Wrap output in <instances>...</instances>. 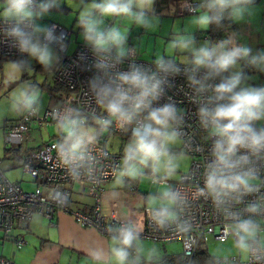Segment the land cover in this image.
<instances>
[{
    "label": "clouds",
    "instance_id": "1",
    "mask_svg": "<svg viewBox=\"0 0 264 264\" xmlns=\"http://www.w3.org/2000/svg\"><path fill=\"white\" fill-rule=\"evenodd\" d=\"M155 4L156 0H79L77 5V26L83 29V40L95 57L92 67L97 74L89 80V90L104 113L95 116L94 124L100 132H107L115 124L130 133L115 182L122 184L125 177L140 179L147 173L167 178L179 170L183 154L174 153L173 148L182 141L184 109L170 96L168 102L160 101L166 88L174 87L172 78L183 76L191 90L188 102L197 105L200 127L212 142L198 194L210 198L230 221L229 231L238 252L254 264H264V227L253 218L264 213V177L259 171L264 162V84L252 83L256 77L249 74H264V49L254 51L240 43L237 32L215 41L205 39L199 45L191 33H177L164 53L149 61L152 67L142 66L132 58L134 49L128 47L129 29L102 25L107 19L119 18L154 30L160 19ZM60 6L61 0H0L3 34L15 42L20 53L45 69L60 63V53L68 47L67 34L57 35L54 25L42 26L38 21ZM177 7L191 12V24L205 32L212 25L220 26L223 20H251L260 10L257 0H177L172 11ZM126 60H130L128 67L122 70L120 66ZM27 64L24 60L10 62L21 75ZM11 99L13 111H39L40 92L31 85L15 90ZM53 117L63 137L57 147L61 165L70 175L78 174L75 169L90 171L93 157L89 146L98 137L88 118L75 108L62 114L54 112ZM248 196H256L257 202L231 211L232 205L243 204ZM179 200L180 194L171 187L149 197L150 203L159 204L154 215L157 224L163 226L175 217L173 208ZM109 231L117 233L110 249L115 264H140L144 249L136 226L121 225ZM134 247L137 255L130 259ZM154 254V248L149 250L147 259ZM94 258L100 259V254Z\"/></svg>",
    "mask_w": 264,
    "mask_h": 264
},
{
    "label": "built area",
    "instance_id": "2",
    "mask_svg": "<svg viewBox=\"0 0 264 264\" xmlns=\"http://www.w3.org/2000/svg\"><path fill=\"white\" fill-rule=\"evenodd\" d=\"M175 4L177 0H174ZM191 3V0H190ZM177 14L191 13L188 11L175 10ZM55 26L56 34L60 32L69 36V30L58 23L51 22L48 26ZM4 25L0 23V59L2 57L23 56L15 46L11 38L3 34ZM232 32H227L226 36ZM68 39L65 41L67 43ZM129 48L134 49L132 45ZM83 57V59H81ZM142 66L152 65L149 61L139 58L135 52L133 57ZM95 57L91 48L85 43H78L71 53L61 52V61L55 64L52 80L68 89L62 99L53 108H46L42 114L37 112H23L18 120L7 128L5 141L21 143L23 134L29 131L34 122L39 128L46 127L50 123H56L53 113L62 114L69 108L79 109L88 118L89 126L97 132V142L89 146V152L93 157L90 171L84 168L75 169L70 175L64 168L57 156V147L63 138L45 141L38 147L30 148L22 153L20 165L24 173L32 178L34 188L25 190L20 182L8 179L0 167V238L9 237L15 226H25L35 213L42 214L51 220L57 211L69 213L75 221L85 227H91L106 237H113L115 229L121 225L134 224L140 233L141 240L157 242L176 241L182 245V253L185 264H193L195 253L199 245L213 238L218 241H226L229 238L235 240L229 231L230 221L225 214L213 205L211 199L200 196L197 186L203 187V171L205 163L210 159L212 142L207 132L200 127L197 119V105L188 102L191 90L187 87L183 76L172 78L174 87L166 88L165 97L160 103L168 102V97L177 103L179 108L184 109V125L181 129V149L191 157L189 169L180 175L179 180L170 182L166 179L152 177V183L164 184L180 194L179 202L174 206L175 217L163 226L154 219L157 207H144L138 212L121 213L118 203H114L107 210L103 204V183L116 178L119 169L123 166V152L115 153L106 147V139L109 134L100 132L94 124L95 116L104 114L96 105L92 93L89 90V80L96 75L92 67ZM73 62H76L75 64ZM130 60H126L120 68L126 70ZM106 115V114H105ZM92 123H91V122ZM113 133L123 134L115 124L109 129ZM108 130V131H109ZM129 134L130 133H126ZM1 163V157H0ZM259 171L264 177V162L259 166ZM155 180V182H153ZM78 185V193H85L92 197L93 205L90 210H84L71 206V191ZM137 186L130 185L129 190L135 191ZM264 195V187L261 188ZM256 196L245 197L243 204L231 206L232 212L242 210L244 204L256 203ZM247 215V213H245ZM261 222L264 227V213L253 217ZM183 237L180 239L179 237ZM17 247L25 244L24 237L14 238ZM130 259L137 255L135 247L130 250ZM0 264H12L8 259L1 258ZM140 264H153L149 260L140 259ZM216 264H254V262L241 259L238 256L218 260Z\"/></svg>",
    "mask_w": 264,
    "mask_h": 264
},
{
    "label": "rangeland",
    "instance_id": "3",
    "mask_svg": "<svg viewBox=\"0 0 264 264\" xmlns=\"http://www.w3.org/2000/svg\"><path fill=\"white\" fill-rule=\"evenodd\" d=\"M85 2H87V0H85ZM257 3L260 10L251 19L252 28H248L249 25H246V27L239 29L240 34H243L244 38L250 37V34L253 37L254 32H260L261 29H264V0H257ZM78 4L79 0H75V2H73V0H68L67 3H65L64 0H61V6L59 8H52L42 19L38 21L42 26H48L50 22H56L69 30L70 34L67 37L68 41L66 43L68 45L67 53H71L74 50L73 47L77 41L79 43L84 42L82 37L83 29L77 26L76 20V17L78 16ZM155 8L160 19L154 30H145L142 27H137L131 22H127L119 18H110L105 20V24L102 25V27L115 24L118 27L129 29L127 41L128 45H132L134 47L139 58L145 61H150L154 59L157 54L164 53L168 41H170L175 34L179 33L186 35L191 33L194 35L196 30L190 20L192 13L177 14L176 11L173 12L171 9L170 13L165 15L158 13V6L156 4ZM237 24L240 26L242 25L241 22ZM195 39L197 45H199L205 39H208V37L201 36ZM249 46L253 47L254 51L264 49V44H257L255 39L253 40V44ZM11 61L15 60L0 61V167L8 179L20 182L22 188L25 190H32L35 186L34 183H32V178L23 172L20 162L12 159L10 155L4 154V149L9 146L18 147L23 153L30 148L37 147L45 141H49L50 138L54 136L56 139V135L60 134H58L55 127L56 123H50L46 127L39 128L38 125L33 122L30 125L29 131L23 134L21 143H10L5 141L7 128L14 124L23 113L11 110L12 93L25 85L35 87L40 92V114H42L46 108L55 107L59 102L53 95H50L45 88L38 86L43 79H46L49 82L52 81L51 68H36L38 63L26 56L25 61H28V64L21 75V73L16 72L11 68ZM249 74L256 77V79L251 81L252 83L264 84V74L254 71H250ZM13 81H15V83H13ZM61 138H63L62 135ZM128 139L129 137L124 138L121 134L110 133L106 141V147L113 152L123 151L124 145L127 143ZM173 152L183 154V158L179 161V170L171 177L165 178L163 175L158 177L160 179H166L170 182L179 180L180 175L185 173L191 164V157L181 149V142L177 143V145L173 148ZM152 177L153 176L150 173H147L140 179H129L125 177L122 184H117L115 182L116 179H114L112 181L104 182L102 186L106 190L110 187H113L116 190L123 188H127L129 190L130 185L134 184V186H137L135 193L139 194L142 198H145L147 206L159 208L158 203L152 204L149 202V197L158 195V193L167 187V185L159 184L158 186H154L152 189ZM78 188V185H75V188L71 191L70 198L72 206L76 205L80 200H90L88 195L84 193H77ZM140 242L144 249V253L141 254V257L145 258V260H149L146 257V253L153 248L155 249V254L151 259L153 261L159 260V258L165 253H182V245L180 242H157L141 239ZM234 242L235 240L232 238H229L226 241H218L211 238L207 242L201 243L199 248L205 251L208 255L214 257V259L223 260L238 256L239 252L235 248ZM246 258L247 257L241 255L242 260H246Z\"/></svg>",
    "mask_w": 264,
    "mask_h": 264
},
{
    "label": "crops",
    "instance_id": "4",
    "mask_svg": "<svg viewBox=\"0 0 264 264\" xmlns=\"http://www.w3.org/2000/svg\"><path fill=\"white\" fill-rule=\"evenodd\" d=\"M173 4H175L174 0H156L158 13L165 15L170 13ZM241 23V26L235 23V30L232 32L240 34L239 29L246 25L252 28L251 20L246 19ZM197 31L201 30L196 29L195 32ZM254 39L257 44H264V29L254 32L253 37L250 34V37L244 38V35L240 34L239 42L251 45ZM78 43L77 41L73 49ZM55 99L58 101L56 97ZM19 154L22 155V152L20 151ZM10 157L18 161L17 155L11 154ZM154 186L158 185L152 183V189ZM89 198L90 200H80L76 205L71 206L90 210L93 199L90 196ZM145 202L144 197L127 188L104 189L103 204L106 210L114 203H118L121 213L130 214L144 207H150ZM18 237L25 239V244L20 247L13 242L14 238ZM112 246V237H106L94 228L80 225L69 213L57 211L53 218L48 220L37 212L25 226H15L9 237L0 238V259H8L12 264H115L110 254ZM96 254H100V259L94 258ZM141 259L145 258L141 257Z\"/></svg>",
    "mask_w": 264,
    "mask_h": 264
},
{
    "label": "trees",
    "instance_id": "5",
    "mask_svg": "<svg viewBox=\"0 0 264 264\" xmlns=\"http://www.w3.org/2000/svg\"><path fill=\"white\" fill-rule=\"evenodd\" d=\"M233 30H235V23L232 22V21H229V20H223V21H221L220 26L212 25V26H210V28L206 32L205 31H197V32H195L194 36H195V38H199L201 36H206L209 39L215 41V40H219L221 38L226 37L227 32H232ZM26 55L2 57L0 59V61L1 60H15V61L24 60L25 61ZM25 67H26V65H25ZM25 67H24V70H25ZM54 67H55V64H54L53 67H50L51 68V72H52V76H53ZM36 68H44V67L42 65L38 64L36 66ZM38 86L45 88L48 91V93L50 95H53L54 97H56L58 99V101L62 99V96H63L64 93L68 92V89H66L65 87H63V86H61V85H59L57 83H55L53 80L49 82L46 79H44L43 81H41V83L38 84ZM105 133L106 134H110V133H113V132H111L109 130V131H107ZM121 135L124 138H127V137L130 136L129 134H126V133H123ZM56 136H57L56 139H60L61 138V135H56ZM54 139H55V136L50 138V140H54ZM106 141H107V139H106ZM40 145H38V146H40ZM20 151L21 150L18 147H12L11 146V147H5V152L4 153L6 155H11L12 154V156H14V155L16 156L17 155L18 162H21L22 155L19 154ZM119 152H123V151H119ZM119 152H115V153H119ZM125 186H126V184H125ZM185 261L186 260L184 258L183 253H181V254H168V253L166 254L165 253L159 258V260H157V261L151 260V262L153 264H156V263H159V264H185ZM193 264H216V259H214V257L208 255L205 251H203V250H201L199 248L197 250V252L195 253V256H194V259H193Z\"/></svg>",
    "mask_w": 264,
    "mask_h": 264
}]
</instances>
